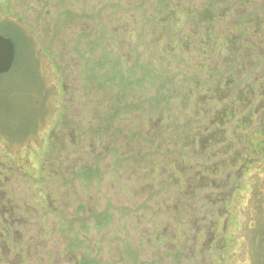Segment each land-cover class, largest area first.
I'll return each instance as SVG.
<instances>
[{"label": "rangeland", "instance_id": "1", "mask_svg": "<svg viewBox=\"0 0 264 264\" xmlns=\"http://www.w3.org/2000/svg\"><path fill=\"white\" fill-rule=\"evenodd\" d=\"M0 264H264V0H0Z\"/></svg>", "mask_w": 264, "mask_h": 264}, {"label": "water", "instance_id": "2", "mask_svg": "<svg viewBox=\"0 0 264 264\" xmlns=\"http://www.w3.org/2000/svg\"><path fill=\"white\" fill-rule=\"evenodd\" d=\"M15 57L14 44L8 38L0 35V75L9 73Z\"/></svg>", "mask_w": 264, "mask_h": 264}]
</instances>
